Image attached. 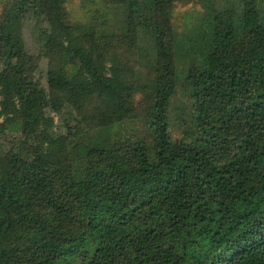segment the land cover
I'll return each instance as SVG.
<instances>
[{
  "label": "trees",
  "instance_id": "trees-1",
  "mask_svg": "<svg viewBox=\"0 0 264 264\" xmlns=\"http://www.w3.org/2000/svg\"><path fill=\"white\" fill-rule=\"evenodd\" d=\"M67 2L0 15V264H264V0Z\"/></svg>",
  "mask_w": 264,
  "mask_h": 264
},
{
  "label": "rangeland",
  "instance_id": "rangeland-1",
  "mask_svg": "<svg viewBox=\"0 0 264 264\" xmlns=\"http://www.w3.org/2000/svg\"><path fill=\"white\" fill-rule=\"evenodd\" d=\"M9 3V0H0V15L3 12L4 7ZM105 0H94L91 4H84L83 0H68L67 11L70 20L74 23H86L91 20L93 16L100 13L106 20H109L107 32H100L102 37L107 35L112 36L109 40L112 44H120V23L117 22L114 11L107 7ZM203 14V9L196 1L185 2L181 1L176 4L174 23L180 32H188L190 28L196 23L199 17ZM26 42L31 52L37 55L39 52V46L36 42V38L31 34L30 29H26ZM43 66L46 67V61L43 62ZM143 82H147L151 75L147 74V70L143 67ZM143 96L142 94L137 96L139 100ZM176 102V103H175ZM174 104H177L175 100ZM181 132L179 126L173 129V135L179 137Z\"/></svg>",
  "mask_w": 264,
  "mask_h": 264
}]
</instances>
